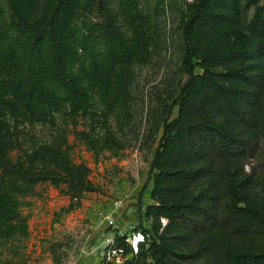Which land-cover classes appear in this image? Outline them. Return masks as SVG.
<instances>
[{
  "label": "trees",
  "instance_id": "16d2710c",
  "mask_svg": "<svg viewBox=\"0 0 264 264\" xmlns=\"http://www.w3.org/2000/svg\"><path fill=\"white\" fill-rule=\"evenodd\" d=\"M167 2L180 13L185 81L149 167L153 202L138 208L152 222L127 229L145 241L135 254L116 235V248L129 264H177L168 257L174 229L199 244L207 264H264V177L245 170L263 154L264 1L245 31L235 0H163L153 8ZM140 6L0 0V264H25L23 209L39 184L64 187L77 200L99 190L90 168L73 159L71 134L97 157L122 149L115 127L132 121L137 68L155 38L152 11ZM120 14L143 21L133 26ZM219 66L226 72L214 71Z\"/></svg>",
  "mask_w": 264,
  "mask_h": 264
},
{
  "label": "rangeland",
  "instance_id": "374dc122",
  "mask_svg": "<svg viewBox=\"0 0 264 264\" xmlns=\"http://www.w3.org/2000/svg\"><path fill=\"white\" fill-rule=\"evenodd\" d=\"M162 1L141 0L140 12L152 11L155 38L148 46L144 64L137 68L132 89V121L125 130L115 127L122 149L118 155L106 150L97 157L73 134L69 136L73 159L90 168V178L99 190L87 192L77 200L67 194L64 187L39 184L36 194L27 198L28 204L23 209L29 224V236L23 240L21 248L25 264H99L103 255L100 246L106 238L116 237L118 230L134 228L139 223L151 224L152 217L142 220L144 213L138 208L141 210L142 205L153 202V174L149 167L160 145L164 121L168 116L171 119L177 115L173 104L185 81L181 66L184 37L180 13L168 2L155 10L154 4ZM195 1L177 0L181 5ZM235 1L238 26L245 31L254 11L264 0ZM115 9L124 8L118 6ZM117 17L133 26L143 21L140 15L120 14ZM214 71L224 73L226 69L219 66ZM82 128L80 125L79 129ZM37 134L47 138L49 130L39 126ZM262 145L263 154L251 159L245 170L263 178L264 142ZM121 198L124 207L116 216L117 226L109 227L102 222L100 213L111 207L115 199ZM167 222V219L161 220L159 233L165 232ZM167 234L171 261L207 264V257L203 258L197 252L198 243H187L174 229Z\"/></svg>",
  "mask_w": 264,
  "mask_h": 264
},
{
  "label": "built area",
  "instance_id": "2783aa9c",
  "mask_svg": "<svg viewBox=\"0 0 264 264\" xmlns=\"http://www.w3.org/2000/svg\"><path fill=\"white\" fill-rule=\"evenodd\" d=\"M123 207L124 199H115L112 202L111 207L106 208L102 213H100L102 222H105L109 227H116V216L120 213ZM115 234L126 236V243L132 247L135 254L138 253L141 242L145 241V237L141 232L127 231L124 228L118 230ZM115 239V237L109 236L105 241H103L102 246H100L103 250V255L100 258L99 264H129V255L124 253L123 248H116Z\"/></svg>",
  "mask_w": 264,
  "mask_h": 264
}]
</instances>
